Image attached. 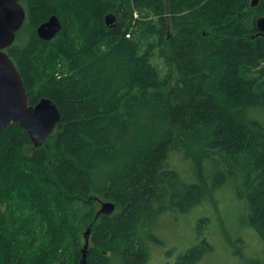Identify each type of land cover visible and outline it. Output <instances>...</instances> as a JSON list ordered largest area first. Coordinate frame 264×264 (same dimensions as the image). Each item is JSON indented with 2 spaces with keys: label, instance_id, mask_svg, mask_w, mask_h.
<instances>
[{
  "label": "trees",
  "instance_id": "1",
  "mask_svg": "<svg viewBox=\"0 0 264 264\" xmlns=\"http://www.w3.org/2000/svg\"><path fill=\"white\" fill-rule=\"evenodd\" d=\"M251 1L19 0L7 54L29 104L50 99L60 120L40 147L18 124L0 132V264H78L88 227L86 264H148L164 213L228 186L245 204L226 225L256 242L240 260L264 264V0ZM51 15L61 29L42 40ZM213 248L204 237L172 264Z\"/></svg>",
  "mask_w": 264,
  "mask_h": 264
},
{
  "label": "rangeland",
  "instance_id": "2",
  "mask_svg": "<svg viewBox=\"0 0 264 264\" xmlns=\"http://www.w3.org/2000/svg\"><path fill=\"white\" fill-rule=\"evenodd\" d=\"M25 28L26 26H23L20 36L24 37ZM165 51L167 56H170L169 49L166 48ZM154 61L164 66L162 59L154 57ZM172 67V78L168 86L172 85L179 76L174 65ZM137 91L138 89L135 88L133 92ZM216 198H218L216 203H201L184 213H164L154 232L156 239L161 243L151 247L152 261L149 260L148 264H172L181 253L198 244L204 237L214 245V248L212 252L203 255L196 264H239L236 257L240 260V256L254 251L255 248L248 244H256L249 241V238L254 240V235L247 236L243 240L239 233L240 228L226 225L227 221L230 224L229 218L232 216L237 225L240 223L244 199H240L230 186L218 192ZM104 201L97 199L98 210ZM258 246L262 248L261 243ZM250 258L252 257H249L247 262ZM240 264H242L241 260Z\"/></svg>",
  "mask_w": 264,
  "mask_h": 264
},
{
  "label": "water",
  "instance_id": "3",
  "mask_svg": "<svg viewBox=\"0 0 264 264\" xmlns=\"http://www.w3.org/2000/svg\"><path fill=\"white\" fill-rule=\"evenodd\" d=\"M258 0H252L255 6ZM26 19V10L19 0H0V132L10 124H18L26 130L33 147H40L53 132L60 120L56 105L48 98H41L35 105L29 104L27 94L16 65L7 54L12 45L15 33ZM108 28L115 25V15L108 13L104 17ZM257 35L264 36V16L256 20ZM61 29V22L55 15L49 16L36 28L37 36L50 40ZM115 205L104 201L98 210L99 214H110ZM89 227L84 232V244L78 264H86Z\"/></svg>",
  "mask_w": 264,
  "mask_h": 264
}]
</instances>
